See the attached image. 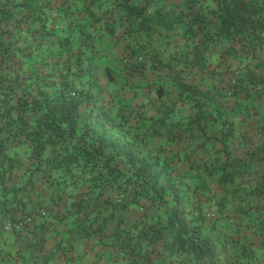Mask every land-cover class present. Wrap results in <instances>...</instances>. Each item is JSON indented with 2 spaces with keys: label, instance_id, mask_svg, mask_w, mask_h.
<instances>
[{
  "label": "trees",
  "instance_id": "obj_1",
  "mask_svg": "<svg viewBox=\"0 0 264 264\" xmlns=\"http://www.w3.org/2000/svg\"><path fill=\"white\" fill-rule=\"evenodd\" d=\"M117 83L153 90V113ZM260 112L264 0H0V223L52 224L44 262L98 245L120 264H221L220 245L259 264L264 146L231 145L259 142L235 130Z\"/></svg>",
  "mask_w": 264,
  "mask_h": 264
},
{
  "label": "crops",
  "instance_id": "obj_2",
  "mask_svg": "<svg viewBox=\"0 0 264 264\" xmlns=\"http://www.w3.org/2000/svg\"><path fill=\"white\" fill-rule=\"evenodd\" d=\"M263 112V111H262ZM260 112L259 114L254 116L253 123H248L249 118H244V120L240 121L238 124V129L235 130V134L241 135V133H247V134H253L254 137L257 135V138H259V142L255 145L254 143L251 146H247L245 144L244 140L239 136V140L241 141V144L239 145V150L236 151L235 147L237 145V141L232 142L231 145V153L232 156H235L236 153L239 154V156L242 158L248 157L250 153H247V150L253 152L255 157L261 152H259V149H256L257 146H264V114ZM243 119V118H242ZM236 121V118H235ZM159 140H156L154 143L157 144ZM161 141H164L163 139ZM258 151V152H257ZM209 154V152H207ZM191 160L194 162V164H197L195 161L197 159L193 156ZM198 162V161H197ZM251 166L253 168L251 171L253 173H257L255 171V166L257 168H260V166H264V162H257V160L252 161ZM261 171V170H259ZM259 173V172H258ZM257 173V174H258ZM197 212L193 211V213ZM208 212V211H207ZM206 212V213H207ZM227 213L231 211H226ZM40 215V214H39ZM38 215L37 221H42V217ZM208 216H216L214 211H209L207 213ZM231 220H228L226 223L222 224H230ZM244 223V222H243ZM242 223V224H243ZM50 229L45 231V234L43 232V228L36 227L34 229L33 234L26 232L24 230L22 223H11L9 221H6L4 223H0V264H120L119 262H113L111 260H107L106 256L103 255L102 248L98 245H94L93 249L90 251L87 250L88 248H82L83 245H80L76 251H74L72 254V259H69L68 261H64L62 258H55L53 257L51 260V263L49 261L44 262L45 256L52 257V252L55 249V244L57 239L51 238L54 234L53 225L51 224ZM215 232H209L210 235H221L224 231H226L227 228L219 227L217 226ZM238 227V226H237ZM240 230V229H239ZM41 233L44 234L43 237H41ZM229 234V233H228ZM40 239H42L40 241ZM45 239V240H44ZM170 239V237H169ZM169 239L166 241L168 242ZM254 239L255 243L253 245L259 244L255 238H249ZM166 242H164V239L156 243V247L159 248L161 251L164 249V245ZM84 251V253H83ZM228 248L221 247L219 245L218 248V257L220 259L221 264H228L230 261V254L233 252H229ZM258 258H256V261H258L259 264H264V252L262 254L257 255ZM238 259L241 260L240 254L238 255Z\"/></svg>",
  "mask_w": 264,
  "mask_h": 264
},
{
  "label": "rangeland",
  "instance_id": "obj_3",
  "mask_svg": "<svg viewBox=\"0 0 264 264\" xmlns=\"http://www.w3.org/2000/svg\"><path fill=\"white\" fill-rule=\"evenodd\" d=\"M74 4L78 7V9H80V3H75ZM80 18H84V14H78ZM107 39V38H106ZM103 67H104V64L103 63H100L99 67H98V73L99 74H102L103 72ZM120 83V82H119ZM119 83L115 84V85H110L107 89L106 92H114V91H117L120 95L123 96V98L125 99V101L127 103H131L132 105L136 106L138 104H140V107L142 109H144V111L147 110V113L150 114V113H153L156 105H157V100H155V96H154V93H153V90L152 91H149L150 89L148 87H144L142 91H139V87H135V86H132L131 88H126L127 86L123 87V88H119ZM139 91V92H138ZM139 95V93H141ZM141 97V98H140ZM148 140H149V145L152 146L154 145L155 143V138H152V136H148ZM22 153V149L19 150V154ZM179 170L182 171V172H186L187 173H192V175L194 176V171H188L187 170V166H182L180 167L179 166ZM202 176H205L204 174H202ZM197 179V177H196ZM192 196V195H191ZM191 196H189V199H191ZM191 201H189L190 203ZM136 215L134 214V211H131V214L129 215L128 217V222H132V220L134 219Z\"/></svg>",
  "mask_w": 264,
  "mask_h": 264
}]
</instances>
